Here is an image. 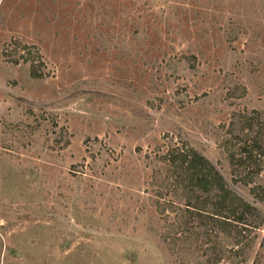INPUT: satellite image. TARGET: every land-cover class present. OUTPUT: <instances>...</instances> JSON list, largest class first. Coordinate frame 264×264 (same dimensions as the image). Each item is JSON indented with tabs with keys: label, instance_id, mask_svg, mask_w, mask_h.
<instances>
[{
	"label": "rangeland",
	"instance_id": "374dc122",
	"mask_svg": "<svg viewBox=\"0 0 264 264\" xmlns=\"http://www.w3.org/2000/svg\"><path fill=\"white\" fill-rule=\"evenodd\" d=\"M253 111L264 0H0V264L233 263L232 236L157 211L159 155L183 140L261 211L238 259L264 264V160L249 186L229 161Z\"/></svg>",
	"mask_w": 264,
	"mask_h": 264
},
{
	"label": "trees",
	"instance_id": "16d2710c",
	"mask_svg": "<svg viewBox=\"0 0 264 264\" xmlns=\"http://www.w3.org/2000/svg\"><path fill=\"white\" fill-rule=\"evenodd\" d=\"M257 115L252 117L247 113H236L228 129L232 135V139H229L231 172L235 181L246 186L256 183L263 168L264 120L261 113ZM254 125L258 126L255 140L250 143L246 139L244 147L236 149V142L242 140L239 137L252 132ZM160 154L163 167L153 175V182L158 187V213L165 219L175 215L179 220L172 224L173 230L188 231L196 239L209 238L215 231L216 235L223 233L232 236L236 247L233 250L235 261L231 264L244 262L245 256L242 259L238 257L246 236L245 231L262 225L259 208L230 188L216 165L187 141L173 142L166 152ZM259 188L254 185L252 192L263 200Z\"/></svg>",
	"mask_w": 264,
	"mask_h": 264
}]
</instances>
